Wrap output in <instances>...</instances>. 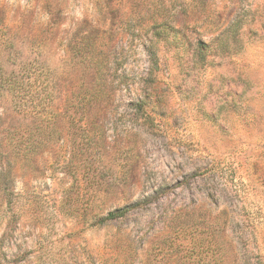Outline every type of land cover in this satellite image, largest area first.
I'll return each mask as SVG.
<instances>
[{
	"label": "rangeland",
	"instance_id": "374dc122",
	"mask_svg": "<svg viewBox=\"0 0 264 264\" xmlns=\"http://www.w3.org/2000/svg\"><path fill=\"white\" fill-rule=\"evenodd\" d=\"M0 14V62L24 101L61 114L85 69L70 45L113 27L91 131L78 113L24 158L14 129L39 116L0 90V264H264V0H0ZM166 16L174 30L151 40Z\"/></svg>",
	"mask_w": 264,
	"mask_h": 264
},
{
	"label": "trees",
	"instance_id": "16d2710c",
	"mask_svg": "<svg viewBox=\"0 0 264 264\" xmlns=\"http://www.w3.org/2000/svg\"><path fill=\"white\" fill-rule=\"evenodd\" d=\"M3 19L4 15L0 14V27L4 25ZM174 28L175 25L172 23L171 17L166 16L161 21L156 20L151 25V40L152 36L167 37ZM79 33V39L70 45V51L72 50L73 53L76 52L83 57L85 69L78 87L79 90L72 92L63 100V114L54 111L50 102L43 104L41 101L32 106L28 101H24L26 95L22 89L24 88L23 76L16 74L13 69L8 70L5 60L8 61L9 58L0 62V90L7 91L12 95L13 110L30 114L35 111L33 117L39 116L40 119L36 124L19 122L14 129L13 137L16 141L17 154H21L24 158L43 152L49 148L53 140L59 141L69 135L70 128L65 125L66 118H69L68 121L73 123L74 117L78 113L86 116V121L78 127L79 131H91L92 126L98 123L96 119H92L91 113H101L109 104L112 84L108 80L110 69V42L108 40L113 33V27L110 24L100 30L97 25H90L84 31L80 30ZM132 208L134 205H126L109 211L99 217L97 223L104 224L121 218Z\"/></svg>",
	"mask_w": 264,
	"mask_h": 264
}]
</instances>
